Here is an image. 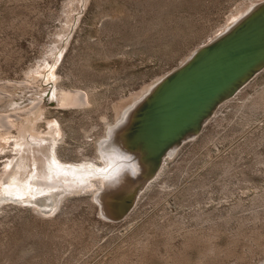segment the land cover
Instances as JSON below:
<instances>
[{
    "label": "rangeland",
    "instance_id": "rangeland-1",
    "mask_svg": "<svg viewBox=\"0 0 264 264\" xmlns=\"http://www.w3.org/2000/svg\"><path fill=\"white\" fill-rule=\"evenodd\" d=\"M263 1L0 0V115L27 105L35 87L23 83L41 77L86 93L85 108L49 105L32 135L37 157L54 146L65 167L102 169L94 163L113 128ZM18 137L0 129V171L24 182L32 153ZM183 137L151 161V173L143 154L114 144L106 170L133 191L120 196L99 198L80 175L56 182L66 192L60 201L39 199L1 173L0 264H264V66ZM130 197L137 201L126 215L119 200Z\"/></svg>",
    "mask_w": 264,
    "mask_h": 264
},
{
    "label": "water",
    "instance_id": "water-1",
    "mask_svg": "<svg viewBox=\"0 0 264 264\" xmlns=\"http://www.w3.org/2000/svg\"><path fill=\"white\" fill-rule=\"evenodd\" d=\"M262 64L264 1L166 75L144 103L145 107L134 112L137 122L141 120L135 129L143 133L144 149L159 162L165 150L200 128L219 101L233 95ZM125 192L124 187L112 186L110 194ZM134 199L119 200L126 215L134 207ZM104 201L109 202L105 198ZM123 217L103 218L117 222Z\"/></svg>",
    "mask_w": 264,
    "mask_h": 264
},
{
    "label": "bare ground",
    "instance_id": "bare-ground-1",
    "mask_svg": "<svg viewBox=\"0 0 264 264\" xmlns=\"http://www.w3.org/2000/svg\"><path fill=\"white\" fill-rule=\"evenodd\" d=\"M263 66L264 64L260 65L253 72V74H255V72H257ZM32 79L34 78L32 77L31 80ZM37 82L38 84L36 86H33V80L32 82L27 81V83L26 82L23 83V85H25L26 87L30 89L35 87L34 88L35 94H33V96H30L29 98L27 97L28 98L27 101H29L27 105L20 108V104L16 103L13 105L12 110L7 111L6 114L0 115V129H3L4 131L10 128L16 129V131L19 133L18 139L16 138L17 139L16 144L20 147H23L25 152L28 153L29 151L32 153V166L34 170L33 171L31 170V173L29 174L28 178L24 182L21 181L20 176L18 175L20 174V172H14V170L10 172H5V170H2L0 171V174L4 173L10 178L14 177L15 179L14 181H17V182L19 181V183L21 184V187L25 186L26 184L28 186L27 190L32 188L35 191L34 196H33L34 198L41 199L44 194L53 193L55 194L54 197L56 200L57 199L59 200V198L61 197L63 198L64 197L63 195L66 193L63 190L61 191V193L59 192L61 189L59 190L57 188V185L61 183L60 182L56 183V182L57 181L71 182V181H74L75 179L77 180V176L81 175L83 177L85 176V178L89 180L87 183H85V188L89 189V192L92 194L99 193L98 197L101 198L102 196L106 194L108 195L110 194L112 186H121L125 188L124 185H127V186L130 185V183L125 180H122L121 183H118L115 181V179H112L111 177L112 169H110L111 166L108 168V171L106 170L108 167V164L113 162L112 160L114 159V155L112 152V146H114V144L116 146L115 148L116 150L114 151H119V147L120 148L122 147V150H123L125 146H121V145L126 144L130 150H135L136 153L143 154L144 155L143 157L147 159V162H149V165H150L147 168L148 173H151V167L153 168L151 161L156 160L155 159L156 156L152 157L149 151H146L144 149L143 133L140 129H135L137 128L141 120L137 122V118L134 116V113H133V117L127 123L125 122L126 124H124L123 126L116 125L118 127H114L112 132L110 133V137L112 138V141L108 142V144H105L103 146L104 152L102 151L100 152V155L102 156L100 159H98L100 163L99 164H97V162L94 163L98 167H103L102 169L94 168L92 166H88V167L86 166L87 168L82 169V170H77L73 167L71 168V166L69 168L65 167L61 163H58L56 159L53 157V155L55 154V153L53 154L54 146L48 148L47 153L46 155L43 156V158L39 156L37 157V155H39L40 153L37 149H35V147H38V146L40 147L41 140L36 139L32 134L39 133L38 127L40 126L38 125L40 124L39 123L37 124V122L40 119H42V117L43 119L46 118V114H48L49 112L48 106L54 105V108L56 107L60 109L61 108L66 109V108H83V107L85 108L86 107L85 105H87L86 93L80 92V90L71 91V90H66L63 87L58 86V85L51 86L50 84L51 81L48 82V80L44 79L43 77H41L40 80H37ZM49 85L51 87H49ZM154 91H155V88L149 91L147 98H150L151 94ZM146 99L143 101V103H140L139 106L137 105L138 106L137 108L135 107L136 108L135 111L138 109L141 110L145 107L143 105L146 102ZM169 150L170 149H168V151ZM165 152H167V150L164 151V154ZM8 165L9 164L5 165V167H7ZM145 166H148V163ZM118 180L121 181V179H118ZM136 181H138V178L136 179ZM70 189L75 190L74 187ZM125 190H126L125 193H117L116 195L120 196L128 192L133 193V191H131V188H128V189L125 188Z\"/></svg>",
    "mask_w": 264,
    "mask_h": 264
}]
</instances>
